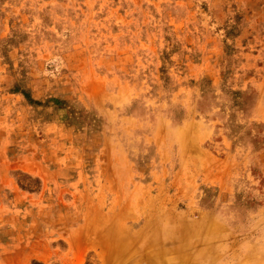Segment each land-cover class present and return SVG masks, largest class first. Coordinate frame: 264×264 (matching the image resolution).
Instances as JSON below:
<instances>
[{
  "label": "rangeland",
  "instance_id": "1",
  "mask_svg": "<svg viewBox=\"0 0 264 264\" xmlns=\"http://www.w3.org/2000/svg\"><path fill=\"white\" fill-rule=\"evenodd\" d=\"M0 156V264H264V0H0Z\"/></svg>",
  "mask_w": 264,
  "mask_h": 264
},
{
  "label": "crops",
  "instance_id": "2",
  "mask_svg": "<svg viewBox=\"0 0 264 264\" xmlns=\"http://www.w3.org/2000/svg\"><path fill=\"white\" fill-rule=\"evenodd\" d=\"M4 156V155H3ZM1 157L0 156V179L1 178H6L9 179V175L7 176V172L9 173L10 171V168L12 167L10 165V162L8 160H6L5 157ZM38 164L39 162L36 161H32L30 159V156H24L23 159L20 161V163L16 164L15 167H19L21 170H24L26 171L27 173H30L31 175H36L38 176L39 178L42 179L43 175L41 173L38 172ZM31 165V166H30ZM4 174V175H3ZM6 174V176H5ZM5 188H8L7 185H4ZM3 189V185L1 184V181H0V221L1 220H4L6 218L5 216V212L7 211L6 210V206L3 205V201H2V197H1V193H2V190ZM11 191V190H10ZM3 195V194H2ZM8 202L10 203V199L8 200ZM9 206V205H8ZM7 206V207H8ZM10 210V209H9ZM11 215L8 213V218L10 217ZM145 264H150V263H145Z\"/></svg>",
  "mask_w": 264,
  "mask_h": 264
}]
</instances>
